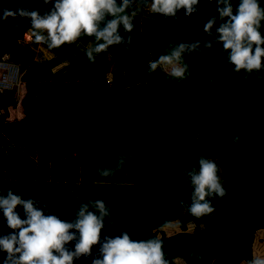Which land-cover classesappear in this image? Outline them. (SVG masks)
<instances>
[{"label": "trees", "instance_id": "1", "mask_svg": "<svg viewBox=\"0 0 264 264\" xmlns=\"http://www.w3.org/2000/svg\"><path fill=\"white\" fill-rule=\"evenodd\" d=\"M239 2L232 0L233 14ZM259 3L264 9V0ZM53 6L0 0V55L23 72L17 93L0 90V193L32 199L45 215L67 222L84 204L100 216L95 202L102 200L107 215L100 244L74 264L102 258L105 237L124 232L136 241L160 240L168 264H208L218 255L222 264L264 259V66L235 72L217 42L223 6L199 0L191 15L180 9L165 17L151 12L150 0L131 4L124 14L133 31L121 24L124 43L93 51L92 60L87 53L104 41L81 34L49 48L18 12L43 16ZM4 10L16 15L4 19ZM213 18L211 34L205 33ZM259 30L264 36V20ZM197 42L199 49L179 62L185 78L171 76V66L149 69L174 47ZM2 104L11 106V116ZM201 158L216 163L227 194L207 197L215 211L197 218L189 212L188 173L199 172ZM105 169L112 174L102 176ZM15 211L26 218L21 206ZM12 233L0 210V237ZM70 233L76 239L65 247L74 251L79 233ZM6 257L0 250V264Z\"/></svg>", "mask_w": 264, "mask_h": 264}, {"label": "clouds", "instance_id": "2", "mask_svg": "<svg viewBox=\"0 0 264 264\" xmlns=\"http://www.w3.org/2000/svg\"><path fill=\"white\" fill-rule=\"evenodd\" d=\"M45 4L53 2V10L41 16L37 11L18 10L22 17H29L33 35L39 43L47 42L49 48H59L64 44L75 42L81 34L95 36L99 43L87 53L90 60L94 59L92 52L101 53L109 46L124 43L119 34L120 25L126 33L133 31L130 17L124 14L131 4L145 3L147 0H43ZM199 0H150V10L165 17H175L180 9L185 15H191ZM212 3L213 0H208ZM217 11L221 21L216 30L218 41L223 50L229 53L227 59L234 65L235 72L244 70L246 73L259 71L264 66V36L261 35V21L264 20V9L259 0H240L233 14L232 0H216ZM16 13L4 10L3 18L14 17ZM135 15V13H133ZM107 20L101 28V22ZM216 19H210L204 25V32L210 30ZM46 32L47 37L40 34ZM129 37V42H130ZM255 46V47H253ZM199 43L191 45L180 44L174 47L169 55H161L157 61L149 63V69L155 71L159 65L171 66L170 75L177 79L185 78L186 65L180 66L185 52L192 53L199 49ZM205 48L212 44L206 42ZM247 76H245V79ZM239 137L234 138L238 142ZM121 157L117 165L123 164ZM218 167L214 161L201 158L199 172L195 170L188 175L193 186L192 203L189 212L194 217H202L214 213L215 208L206 199L214 194L223 198L227 193L217 175ZM107 177L112 174L110 169L100 173ZM21 206L25 219H21L15 209ZM95 208L100 216L88 211L84 204L77 213L74 222H67L55 215H45L38 209L32 199H22L11 190L7 195L0 193V210L7 222V227L13 233L0 237V250L7 253L4 264H74V259L91 254L93 246L100 244V234L103 229V217L107 215L102 200L95 202ZM79 233V240L74 251H69L65 245L76 239L70 230ZM102 258L93 259L92 264H168L164 258L163 244L158 239L136 241L124 232L115 238L105 237L100 247ZM247 264H264V259H254Z\"/></svg>", "mask_w": 264, "mask_h": 264}, {"label": "built area", "instance_id": "3", "mask_svg": "<svg viewBox=\"0 0 264 264\" xmlns=\"http://www.w3.org/2000/svg\"><path fill=\"white\" fill-rule=\"evenodd\" d=\"M23 72L19 65L0 55V90L18 92Z\"/></svg>", "mask_w": 264, "mask_h": 264}, {"label": "rangeland", "instance_id": "4", "mask_svg": "<svg viewBox=\"0 0 264 264\" xmlns=\"http://www.w3.org/2000/svg\"><path fill=\"white\" fill-rule=\"evenodd\" d=\"M22 37L25 40V39H27L29 37V35L27 33H24L22 35ZM112 46H109V47H112ZM3 57H6V56L3 55ZM64 71H65L64 68H61V67L59 68V72L60 73H62ZM1 108H2V110L6 111V113L8 115H10V116L12 115V113H13L12 108L8 104L7 105L6 104H2V107ZM259 253H260L261 256H264V247L261 248V251ZM208 264H222L220 256L219 255L218 256H215Z\"/></svg>", "mask_w": 264, "mask_h": 264}]
</instances>
